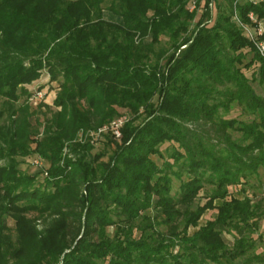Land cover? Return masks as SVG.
<instances>
[{
	"label": "trees",
	"instance_id": "16d2710c",
	"mask_svg": "<svg viewBox=\"0 0 264 264\" xmlns=\"http://www.w3.org/2000/svg\"><path fill=\"white\" fill-rule=\"evenodd\" d=\"M228 1L0 0V264L264 263L249 254L264 198L245 192L264 189L263 35L245 29L264 0ZM44 70L58 109L40 130L26 85ZM236 106L250 118L224 116ZM103 126L112 150L91 155Z\"/></svg>",
	"mask_w": 264,
	"mask_h": 264
},
{
	"label": "rangeland",
	"instance_id": "374dc122",
	"mask_svg": "<svg viewBox=\"0 0 264 264\" xmlns=\"http://www.w3.org/2000/svg\"><path fill=\"white\" fill-rule=\"evenodd\" d=\"M204 0H202L201 5H203ZM217 2L220 3L221 8L225 9L226 12L228 11V5H229V1L228 0H217ZM210 6L213 9V12L216 10V4L214 2L210 3ZM200 11V10H199ZM193 23L189 26L190 29L192 28ZM166 38L163 37L162 40L163 42H165ZM250 55H248L249 57ZM252 69L250 68L247 71V74L249 75L251 73ZM254 77H258L257 74ZM258 79V78H257ZM257 79L255 81L252 82V85L254 87V89L256 90L257 93L264 95V82L263 83H258ZM26 88L28 89V92L30 93V96L27 98L28 101V105L30 106V108L32 110L35 111L33 117H32V123L36 124V122H39V129L41 130L43 127V122L45 119V116H49L50 114V110H57L58 107H55L52 103L56 91H57V84L55 82H50L48 75L46 73V71L44 70L41 77L35 81H33L30 84L26 85ZM122 111L121 117H123V119L127 120L130 115L127 113V111L125 109H120ZM225 117H235L238 119H249L250 116L246 115V114H242L241 109L236 106L231 108L227 113H225L224 115ZM117 119V118H116ZM124 120V122H125ZM36 121V122H35ZM105 127V130H108L109 128V133H111L112 135L115 136V133L113 131V129L110 127L107 128V126H103ZM105 130H99L98 132L95 131H91L89 133V137L91 138V143L92 148H91V155H95L96 153L99 152H107L110 153V151L112 150V145L108 144L107 142V138H109L110 136L105 137L103 135V133L105 132ZM166 145V144H165ZM165 145L161 146V151L163 152V154L166 156L167 155V151L165 150ZM67 151L66 148L63 149V154H65V152ZM70 156V155H69ZM107 156L105 155L103 157V159H106ZM153 159L160 164L161 163V159L154 155ZM18 160L20 161L19 167L21 170L23 171H27L31 174H37V179L38 181H40L43 177L42 174L39 173V171L42 169V167H44V165H46L45 160L41 159L40 157H34V156H30V157H26V158H18ZM261 178L264 179V171H261ZM172 177V183H171V194H177L178 190H179V184H180V180L175 177V176H171ZM253 185H257V181L256 178L251 177L248 180V184L245 185V192L247 193L248 196H251L252 199L257 200L258 198H264V189H260L257 190L255 188H253ZM239 185L236 187H230V191L234 194L237 193V191L239 190ZM211 190V186L208 184H205L202 189L199 191V196L198 199L196 201L199 202H204L207 199V195H209ZM216 214V209H207L202 216L200 217V219L198 220V225L203 224L207 219L213 218ZM8 224L11 226L13 224V221L11 218H8L7 220ZM198 228V226L196 227H192L190 226L188 228V232L192 233L194 232L196 229ZM110 230L112 228H109ZM159 230L161 232H166V228L164 225L159 226ZM139 231L136 230L135 231V235H138ZM252 237L255 241V245L254 247L251 249V251H249V254L252 253H264V217L260 218L259 220V224H258V228L256 229V231L252 234ZM226 239L228 241H231L232 237L229 234H226ZM245 256L243 257H239L237 259V262L242 263L243 259ZM256 264H264V263H259L256 262Z\"/></svg>",
	"mask_w": 264,
	"mask_h": 264
},
{
	"label": "built area",
	"instance_id": "2783aa9c",
	"mask_svg": "<svg viewBox=\"0 0 264 264\" xmlns=\"http://www.w3.org/2000/svg\"><path fill=\"white\" fill-rule=\"evenodd\" d=\"M249 17L251 18L252 21L255 22V18L253 16L252 12L249 13ZM253 27H254L253 30L249 29L248 26H246L245 29H246V31L251 32V34H250L251 38H253L254 33H258V35H263V38L260 39L256 44H257L259 51L261 53H264V22L263 21L256 22L255 26H253ZM124 120L125 119H123V117H119V118L113 120L110 124V127L113 129L116 137H118L120 135L119 128L124 123ZM104 129H105V127L100 128L99 130H104Z\"/></svg>",
	"mask_w": 264,
	"mask_h": 264
}]
</instances>
